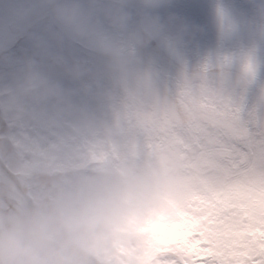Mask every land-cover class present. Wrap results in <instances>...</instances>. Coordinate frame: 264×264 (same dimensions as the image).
I'll use <instances>...</instances> for the list:
<instances>
[{"label": "clouds", "instance_id": "clouds-1", "mask_svg": "<svg viewBox=\"0 0 264 264\" xmlns=\"http://www.w3.org/2000/svg\"><path fill=\"white\" fill-rule=\"evenodd\" d=\"M161 2L0 0V126L27 129L34 148L0 179V264H156L155 225L182 200L184 166L98 145L157 102L137 51L169 42L151 12ZM250 3L264 33V0Z\"/></svg>", "mask_w": 264, "mask_h": 264}, {"label": "snow or ice", "instance_id": "snow-or-ice-1", "mask_svg": "<svg viewBox=\"0 0 264 264\" xmlns=\"http://www.w3.org/2000/svg\"><path fill=\"white\" fill-rule=\"evenodd\" d=\"M207 70L118 123L132 153L164 150L184 166L182 200L155 225L156 264H264V114L243 112L223 72L212 84ZM30 139L23 127L0 126V142H8L0 179L29 160Z\"/></svg>", "mask_w": 264, "mask_h": 264}, {"label": "rangeland", "instance_id": "rangeland-1", "mask_svg": "<svg viewBox=\"0 0 264 264\" xmlns=\"http://www.w3.org/2000/svg\"><path fill=\"white\" fill-rule=\"evenodd\" d=\"M131 2L135 9V0ZM151 12L165 23L169 42L153 41L137 56L156 73L159 95L174 93L185 77L200 74L207 65L209 82L217 83L223 72V87L243 112L264 114V33L254 20L250 0H162ZM181 25L187 26L186 32H180ZM25 47L24 41H17L12 51L19 54ZM102 148L127 157L133 151L132 138L118 133L105 139ZM136 151L141 152L139 146Z\"/></svg>", "mask_w": 264, "mask_h": 264}]
</instances>
